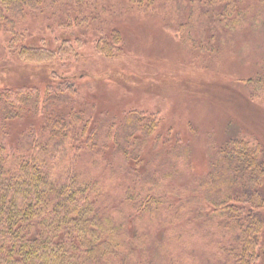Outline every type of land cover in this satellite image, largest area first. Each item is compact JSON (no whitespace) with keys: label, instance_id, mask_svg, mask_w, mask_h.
Wrapping results in <instances>:
<instances>
[{"label":"trees","instance_id":"1","mask_svg":"<svg viewBox=\"0 0 264 264\" xmlns=\"http://www.w3.org/2000/svg\"><path fill=\"white\" fill-rule=\"evenodd\" d=\"M207 1L199 0H223ZM236 1L204 13L233 28L250 11L235 13ZM258 1L264 10V0ZM155 2L0 0L3 48L49 70L44 82L18 80L0 88V264H148L152 246L154 263L167 264L164 253L170 264H187L174 251L182 220L199 221L211 239L207 264H264L259 140L227 139L208 171L180 187L169 180L190 155L186 143L168 146L171 169L139 167L160 123L156 113L132 109L119 118L96 117L79 100L75 80L58 74V61L78 56L89 35L97 54L120 55L122 35L111 27L115 14L146 11ZM191 8L193 19L196 6ZM38 19L40 33L34 35L31 27ZM245 82L264 92L261 71ZM155 142L158 147L160 137ZM155 153L152 165L160 159L161 152Z\"/></svg>","mask_w":264,"mask_h":264},{"label":"rangeland","instance_id":"2","mask_svg":"<svg viewBox=\"0 0 264 264\" xmlns=\"http://www.w3.org/2000/svg\"><path fill=\"white\" fill-rule=\"evenodd\" d=\"M226 1L156 0L146 11L125 9L111 22L122 35L120 55L108 58L97 54L94 37L89 35L78 56L59 60L56 67L59 76L75 80L79 100L96 117L119 118L132 109L156 113L160 123L148 139L139 167L171 169L173 165L167 164L165 156L168 146L186 143L190 155L178 163L179 172L169 180L180 187L205 174L218 147L231 137L255 138L264 152V92L245 82L260 71L264 73V10L258 0H237L235 13L246 8L250 11L240 15L235 27L228 28L222 18L204 13L205 9H224ZM192 6H196L193 19ZM41 23L38 19L32 25L34 35L40 33ZM183 23L185 27L179 29ZM47 32L48 42L55 47L52 33ZM42 66L28 65L3 48L0 39V88L18 80L44 82L49 70ZM158 137L161 143L156 147ZM155 150L161 152L160 159L152 165ZM200 225L199 221L192 225L180 221L183 234L174 242V251L187 264L195 259L207 264L211 239L205 237ZM161 232L162 228L159 236ZM154 250L152 246L145 259L148 264H156ZM261 250L264 253V236ZM162 256L170 264L168 256Z\"/></svg>","mask_w":264,"mask_h":264}]
</instances>
